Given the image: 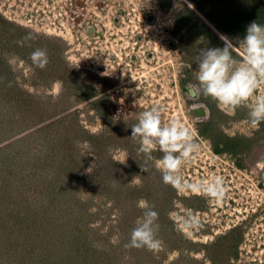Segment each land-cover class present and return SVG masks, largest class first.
<instances>
[{"label": "rangeland", "instance_id": "obj_1", "mask_svg": "<svg viewBox=\"0 0 264 264\" xmlns=\"http://www.w3.org/2000/svg\"><path fill=\"white\" fill-rule=\"evenodd\" d=\"M253 21L264 0H0V264H264V122L249 119L264 84L234 112L195 87L200 49L231 41L241 61ZM153 105L200 145L184 178L223 177V203L164 184L163 153H138L131 126ZM141 200L159 252L124 247ZM185 210L202 222L190 234Z\"/></svg>", "mask_w": 264, "mask_h": 264}, {"label": "clouds", "instance_id": "obj_2", "mask_svg": "<svg viewBox=\"0 0 264 264\" xmlns=\"http://www.w3.org/2000/svg\"><path fill=\"white\" fill-rule=\"evenodd\" d=\"M35 39L36 36L29 32L22 38L21 44ZM243 41L245 48L241 61L234 58L232 50L235 45L231 41L223 48L200 49L194 61L197 65L196 90L233 112L248 103L261 84H264V25L257 21L251 22ZM30 59L36 67L45 68L49 63L47 49L36 48L30 54ZM249 119L254 127L264 122V97L255 100ZM130 138L138 141L137 151L147 160L153 159L154 151L163 153L157 161V168L162 173L164 184L178 192L202 194L218 205L226 199L228 189L223 177L214 176L210 180L196 182L184 178L182 168L194 158L200 145L181 120L173 118L164 124L162 109L158 105L140 113L138 122L131 126ZM138 207L143 210L142 219L132 229L124 247L159 252L163 245L158 238L159 214L147 200H141ZM177 222L186 234L202 227L199 216L190 210L178 215Z\"/></svg>", "mask_w": 264, "mask_h": 264}, {"label": "trees", "instance_id": "obj_3", "mask_svg": "<svg viewBox=\"0 0 264 264\" xmlns=\"http://www.w3.org/2000/svg\"><path fill=\"white\" fill-rule=\"evenodd\" d=\"M238 18H239V14H237V15H231V18H229V20L228 19H226V30L228 31V32H230V30L231 29H234V30H236V31H240V30H238V28H239V22L237 21L238 20ZM241 20V19H240ZM250 21H251V19H250ZM241 23V22H240ZM241 25H243V23H241ZM241 29H244V27L243 28H241ZM231 33V32H230Z\"/></svg>", "mask_w": 264, "mask_h": 264}, {"label": "water", "instance_id": "obj_4", "mask_svg": "<svg viewBox=\"0 0 264 264\" xmlns=\"http://www.w3.org/2000/svg\"><path fill=\"white\" fill-rule=\"evenodd\" d=\"M192 92H193V90H190V93H192ZM193 115L197 118L206 117L207 116V110H206V108H203V107L198 108V109L194 110Z\"/></svg>", "mask_w": 264, "mask_h": 264}, {"label": "built area", "instance_id": "obj_5", "mask_svg": "<svg viewBox=\"0 0 264 264\" xmlns=\"http://www.w3.org/2000/svg\"><path fill=\"white\" fill-rule=\"evenodd\" d=\"M72 8H73V1H71V9H72ZM72 10H73V9H72ZM63 14H65V12H63ZM61 16H63V15L61 14ZM87 31H88V32H90V31H91V29H90V28H88V29H87Z\"/></svg>", "mask_w": 264, "mask_h": 264}, {"label": "bare ground", "instance_id": "obj_6", "mask_svg": "<svg viewBox=\"0 0 264 264\" xmlns=\"http://www.w3.org/2000/svg\"><path fill=\"white\" fill-rule=\"evenodd\" d=\"M193 94L195 95V92H194V91L192 92V95H193ZM196 107H197V106H196ZM198 107H199V105H198Z\"/></svg>", "mask_w": 264, "mask_h": 264}]
</instances>
